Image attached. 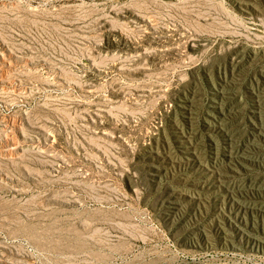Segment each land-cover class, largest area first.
<instances>
[{
	"label": "rangeland",
	"instance_id": "1",
	"mask_svg": "<svg viewBox=\"0 0 264 264\" xmlns=\"http://www.w3.org/2000/svg\"><path fill=\"white\" fill-rule=\"evenodd\" d=\"M0 264H264V0H0Z\"/></svg>",
	"mask_w": 264,
	"mask_h": 264
}]
</instances>
